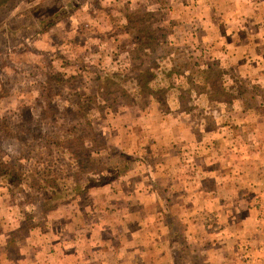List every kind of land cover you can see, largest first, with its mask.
<instances>
[{"label": "rangeland", "instance_id": "374dc122", "mask_svg": "<svg viewBox=\"0 0 264 264\" xmlns=\"http://www.w3.org/2000/svg\"><path fill=\"white\" fill-rule=\"evenodd\" d=\"M199 12L198 0H0V264L53 239L73 214L100 218L90 154L103 162L108 188L170 151L191 155L185 144L167 146L171 123L176 136L185 129L205 144H229L232 127L243 126L227 115L264 111V91L216 67ZM242 94L254 100L240 104ZM242 132L241 142L252 138Z\"/></svg>", "mask_w": 264, "mask_h": 264}, {"label": "crops", "instance_id": "0c3cea01", "mask_svg": "<svg viewBox=\"0 0 264 264\" xmlns=\"http://www.w3.org/2000/svg\"><path fill=\"white\" fill-rule=\"evenodd\" d=\"M198 1L202 35L214 38L216 67L230 66L240 84L246 80L248 87L263 92L264 0ZM237 100L245 104L254 98L242 94ZM235 112L227 118L242 121L244 128L232 127L229 144L222 137H215L216 144H205L185 129L176 136L171 123L167 146L185 144L191 155L184 149L170 151L162 159L165 162L156 159L148 173L138 165L131 167L111 186L107 188L106 182L92 194L103 206L97 210L98 220L88 214V222H83L73 214L68 226L54 230L53 239H43L35 249L14 258L6 254V260L9 264H264V111ZM243 129L252 134L246 142L239 140Z\"/></svg>", "mask_w": 264, "mask_h": 264}, {"label": "trees", "instance_id": "16d2710c", "mask_svg": "<svg viewBox=\"0 0 264 264\" xmlns=\"http://www.w3.org/2000/svg\"><path fill=\"white\" fill-rule=\"evenodd\" d=\"M126 18H130V15H126ZM130 22V21H129ZM149 38L150 39H152V42H153V45H157L158 43L156 42L157 40L154 38V37H151V36H149ZM148 45H149V43H147V42H145L144 41V43H140L139 45H138V47L136 48V49H134L133 50V52L135 53V52H137V55H145L146 54V51H145V49L148 47ZM130 53H132V51H130ZM141 57V56H140ZM208 71V70H207ZM151 72V71H150ZM202 72H204V74H206V70H203ZM152 73V72H151ZM144 77H149V75H148V73L147 74H145V75H138V79L139 78H144ZM139 81H140V83L141 84H143V81L142 80H140L139 79ZM102 88H104V87H102ZM101 90H103V89H101ZM102 93V91H99L98 92V94H101ZM95 97H97V93H94V95L93 96H91V98H90V100L93 98V99H95ZM87 104L90 106V104H91V102H87ZM81 106H83V107H87V106H84V105H81ZM94 134H92V136H93ZM53 144V146L55 147V146H58V144H59V141H57V140H54V142L52 143ZM63 147H65L66 149H70V146L69 145H63ZM82 149L84 148V145H83V147H81ZM72 153H74V152H72ZM88 158H90V162H91V164L93 165L92 166V173H91V175H90V184L93 186V187H96V186H100V185H102L103 183H106L107 181H105L106 180V178L104 179V174H103V162H101L100 161V159H94L92 156H91V154L88 156ZM2 157L0 156V165L2 164ZM4 163H6V161H4ZM99 164V165H98ZM101 167V169H99ZM45 169V168H44ZM43 169V170H44ZM47 171V176H48V178L46 177V183H51L52 181H53V179L55 180L56 178H57V176L56 177H53V179H52V176H54V174L51 172V170L49 171V169H47L46 170ZM28 179H30V177H28V176H26ZM96 178H98V179H96ZM32 179H37L36 177H32L31 179H30V186H32V187H35V186H37V185H40V183H36L35 181H33ZM54 182L55 181H53V183L52 184H54Z\"/></svg>", "mask_w": 264, "mask_h": 264}]
</instances>
